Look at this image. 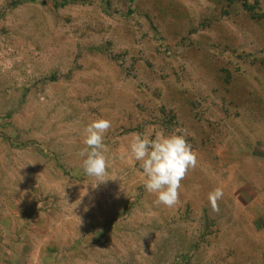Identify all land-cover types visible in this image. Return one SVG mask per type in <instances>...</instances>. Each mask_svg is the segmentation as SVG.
Masks as SVG:
<instances>
[{
	"label": "rangeland",
	"instance_id": "obj_1",
	"mask_svg": "<svg viewBox=\"0 0 264 264\" xmlns=\"http://www.w3.org/2000/svg\"><path fill=\"white\" fill-rule=\"evenodd\" d=\"M97 119L107 181L84 189ZM157 132L198 157L171 208L120 159ZM1 212L36 264H264V0H0Z\"/></svg>",
	"mask_w": 264,
	"mask_h": 264
},
{
	"label": "clouds",
	"instance_id": "obj_2",
	"mask_svg": "<svg viewBox=\"0 0 264 264\" xmlns=\"http://www.w3.org/2000/svg\"><path fill=\"white\" fill-rule=\"evenodd\" d=\"M111 126L110 120L97 119L84 129V147L79 152V156L83 158V171L87 177L98 181L84 184V189H87L88 184L95 189L100 183L107 181L104 178L108 174L109 159L105 155L108 148L104 144V137ZM120 159L129 163L138 162L145 190L156 196L157 205L169 208L179 202L181 181L198 165V157L192 145L185 135L178 133L165 135L157 132L154 138L147 134L133 133L128 149L120 152ZM223 195L221 187H216L209 193L212 212H219L218 201Z\"/></svg>",
	"mask_w": 264,
	"mask_h": 264
},
{
	"label": "crops",
	"instance_id": "obj_3",
	"mask_svg": "<svg viewBox=\"0 0 264 264\" xmlns=\"http://www.w3.org/2000/svg\"><path fill=\"white\" fill-rule=\"evenodd\" d=\"M19 220L17 212L0 215V264H36V257L40 256L38 234L24 231Z\"/></svg>",
	"mask_w": 264,
	"mask_h": 264
}]
</instances>
